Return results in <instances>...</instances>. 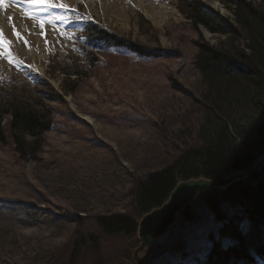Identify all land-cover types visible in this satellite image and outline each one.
Instances as JSON below:
<instances>
[{"label": "rangeland", "instance_id": "rangeland-1", "mask_svg": "<svg viewBox=\"0 0 264 264\" xmlns=\"http://www.w3.org/2000/svg\"><path fill=\"white\" fill-rule=\"evenodd\" d=\"M180 1L60 0L74 11L52 10L51 16L68 20L57 21L55 27L45 23L43 28L29 18L26 9L7 14V24L15 21L17 25H12L23 39L2 32L10 42L5 47L18 63L0 57V83L12 77L24 79L27 69L60 91L63 75L57 72L50 77L49 68L53 61L68 63L69 49L78 39L80 18L71 12L100 24L121 40L160 51L161 57L149 60L124 52L100 54L102 62L85 71L78 90L66 95L64 103H52L55 123L45 134L36 161L20 160L10 141L0 144V264H65L72 258L77 264H90L95 258L103 264H139L133 258L141 246L138 235L104 236L100 243L95 237L94 243L89 240L99 235L94 220L98 216L136 217L132 205L136 180L161 171L196 146L207 90L194 66L199 36L214 47H233L225 36L202 26L193 28L181 13ZM217 1L214 6L201 0L214 16L232 19L231 9ZM10 2L5 0L7 6ZM254 4L263 5L258 0ZM153 8L165 20L145 14ZM141 17L148 21L142 28ZM22 32L39 40L34 45ZM190 208L194 221L187 222L180 214L162 237L139 254L141 264H183L174 259L179 255L172 246L213 219L200 199ZM81 238L86 246L77 251ZM184 251H193L192 259L184 264H196L201 252L191 243ZM76 252L80 255L75 256Z\"/></svg>", "mask_w": 264, "mask_h": 264}, {"label": "trees", "instance_id": "trees-1", "mask_svg": "<svg viewBox=\"0 0 264 264\" xmlns=\"http://www.w3.org/2000/svg\"><path fill=\"white\" fill-rule=\"evenodd\" d=\"M221 1L231 9L233 20L214 16L201 0L180 1L181 13L193 28L204 26L233 45L229 49L224 44L214 47L202 36L195 43L198 52L194 66L207 89L195 133L196 146L186 149L161 171L136 180L132 190L136 217L98 216L94 221L99 235H92L90 241L96 243L97 238L100 243L104 236H137L139 219L161 207L179 183L199 178L218 181L251 172L264 158V0H258L261 6L255 5V0ZM146 24L148 21L141 17L139 26ZM81 34L83 44L75 45L73 55L66 58L68 63L53 61L50 67L52 76L57 72L64 76V94L75 93L85 71L101 63L89 48L108 51L125 44L91 22L83 23ZM126 46L128 53L138 58L161 57L160 51L145 50L135 43ZM3 83L7 88L0 87V144L10 141L20 160L36 161L45 134L54 126L52 103H64L63 96L43 79L38 87L20 79ZM199 199L213 219L198 235L191 233L172 246L181 262L193 254L185 253V246H194L200 238L205 248L199 249L196 264H264V166L227 188L207 190ZM190 207L182 212L187 222L194 221ZM259 240L262 243L257 244ZM85 246L81 238L76 250ZM88 262L103 264L100 258ZM65 264L77 263L72 258Z\"/></svg>", "mask_w": 264, "mask_h": 264}, {"label": "water", "instance_id": "water-1", "mask_svg": "<svg viewBox=\"0 0 264 264\" xmlns=\"http://www.w3.org/2000/svg\"><path fill=\"white\" fill-rule=\"evenodd\" d=\"M262 166H264V158L258 163L255 170ZM248 174H236L215 182L200 178L179 183L162 207L145 215L139 222L138 236L141 246L134 252V260L141 264L139 254L150 247L153 241L162 237L175 224L178 214L194 203L202 193L212 188H225Z\"/></svg>", "mask_w": 264, "mask_h": 264}, {"label": "snow or ice", "instance_id": "snow-or-ice-1", "mask_svg": "<svg viewBox=\"0 0 264 264\" xmlns=\"http://www.w3.org/2000/svg\"><path fill=\"white\" fill-rule=\"evenodd\" d=\"M28 5L29 18L37 20L40 22V27L43 28L45 23H51L53 27L56 26V22H67V17L51 16V11L54 9H63L65 11H74V9H69L64 3H61L60 0H26ZM6 7L5 0H0V8ZM49 14L47 17H44L41 14ZM79 19V17H76ZM11 19V18H10ZM13 30L18 39H23L19 32L15 31V25H13ZM6 43L3 37V33L0 32V57H4L8 60L10 64L18 61L15 60L11 51L5 47ZM27 44V41H24Z\"/></svg>", "mask_w": 264, "mask_h": 264}, {"label": "bare ground", "instance_id": "bare-ground-1", "mask_svg": "<svg viewBox=\"0 0 264 264\" xmlns=\"http://www.w3.org/2000/svg\"><path fill=\"white\" fill-rule=\"evenodd\" d=\"M208 1H210V2H212L213 3V5L214 6H217L218 5V1L217 0H208ZM141 2H146V1H141ZM140 2V3H141ZM142 5V4H141ZM20 10H18L17 8H14L12 5H10V4H8V6L6 5V7H3L2 8V10L0 11V32H4V31H6L9 35H12V37H15V32L11 29V28H13V25H11V26H9L8 24H7V22H6V17L9 15V14H12V15H17V13L19 12ZM6 13V14H4L3 15V13ZM8 14V15H7ZM145 14L147 15V16H149V17H151V18H156V19H158V20H160V21H163V20H165V18H164V16L162 15V13L160 12V10H157V8H153L152 10H150V11H146L145 10ZM15 19V18H14ZM229 20H233V18L232 19H229ZM13 24H16L15 23V21L13 22ZM17 25V24H16ZM203 28H204V26H202ZM206 28V27H205ZM207 29V28H206ZM208 30V29H207ZM209 31V30H208ZM23 33V32H22ZM24 34V36H26L28 39H29V41L30 42H32V43H34V45H35V41H38L39 40V38H34L33 36H30V35H28L27 33H23ZM37 68H38V70L42 73L43 72V70L40 68V67H38V66H36ZM57 86V85H56ZM88 121H90L91 122V120H89L88 119ZM192 147V146H191ZM210 181H212V180H210ZM213 182H215V181H213ZM212 189H215V188H212ZM18 204H21V203H18ZM180 214H182V213H179L178 214V216L180 215ZM183 216V215H182ZM184 218V217H183ZM208 225H209V223H207V225H205L206 227H203L202 226V228L201 229H199V231H201V230H204L205 228H207L208 227ZM198 230L197 231H193V230H191V232L190 233H188L185 237L188 239V237H190V235H191V233L192 234H194V235H196L197 234V232H199ZM198 235V234H197ZM180 241H178L177 242V244L179 243ZM205 244H204V242H202V240L200 239V238H198L196 241H194V246L195 247H197V249L199 250V249H204L205 248V246H204ZM143 252H145V250H143L142 252H141V254H143ZM179 257V258H178ZM174 259L175 260H178V259H180V261H181V257L180 256H177V257H174ZM192 258H188L187 260H185L186 262H188V261H190ZM197 260V259H196ZM184 264V263H183Z\"/></svg>", "mask_w": 264, "mask_h": 264}]
</instances>
